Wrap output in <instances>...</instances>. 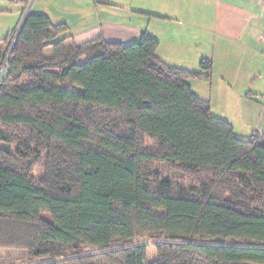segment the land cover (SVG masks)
<instances>
[{
    "label": "trees",
    "instance_id": "obj_1",
    "mask_svg": "<svg viewBox=\"0 0 264 264\" xmlns=\"http://www.w3.org/2000/svg\"><path fill=\"white\" fill-rule=\"evenodd\" d=\"M15 30L0 39V249L42 264H264V129L238 137L194 93L211 60L167 66L147 33L70 44L31 11ZM161 167L194 184L175 193Z\"/></svg>",
    "mask_w": 264,
    "mask_h": 264
},
{
    "label": "crops",
    "instance_id": "obj_2",
    "mask_svg": "<svg viewBox=\"0 0 264 264\" xmlns=\"http://www.w3.org/2000/svg\"><path fill=\"white\" fill-rule=\"evenodd\" d=\"M21 1L0 0V13L21 17L29 0ZM33 11L65 24L70 44L98 37L129 44L147 33L157 39V56L167 66L199 70L201 59L211 60L210 80H189L194 93L238 137L264 129V43L257 39L264 31V0H35ZM236 112L241 130L230 118ZM7 254L21 257L19 264L34 259L23 251Z\"/></svg>",
    "mask_w": 264,
    "mask_h": 264
},
{
    "label": "rangeland",
    "instance_id": "obj_3",
    "mask_svg": "<svg viewBox=\"0 0 264 264\" xmlns=\"http://www.w3.org/2000/svg\"><path fill=\"white\" fill-rule=\"evenodd\" d=\"M34 1L35 0H29L28 1V3L24 6L25 11L21 17L17 11H13L12 14L11 13H7V14L0 13V39L9 30H11L13 28L16 29L17 27H19V25L23 21L26 13H28L30 11L34 12L33 11L34 10ZM116 1L119 2V0H116ZM54 55H56L55 49L47 48L46 50H44V56L52 57ZM30 84H31L30 80L24 81L25 86L30 85ZM213 102L215 103V99H213ZM210 109H211V107H210ZM230 118H231L232 122H235V124H236L235 130H241L240 128L243 125H240L238 122L241 119L239 113L236 112ZM241 122L243 123L242 120H241ZM233 130H234V127H233ZM249 134L250 133H248V131L245 130V133H243V135H240V136H242L243 138H246L249 136ZM152 148H153L152 141L147 140L146 149L151 150ZM160 170H161L162 177L172 183L175 193H177L179 188H181V187L189 188L192 184H194L193 179L187 177L186 175L182 174L181 172L174 171V170H165L162 167L160 168ZM42 173H43L42 166H37L32 171V175H33L35 180H38L42 176ZM44 218L47 220L49 219V217L47 215H44ZM191 240L195 241V242H207V243H214V244H229V243L233 242L229 239H224V238H219V237H212V238H209V237L198 238L197 237V238H192ZM234 242L239 243V244H243V245L250 244V242H244V241H239V240H236ZM137 243H145L147 245L149 260H151L152 258H154L156 256L155 248L152 245V242L150 239H148L147 237L138 238ZM82 249H83V252H85V253L95 252V251L99 250V248H97L95 246H84ZM20 252H22V251L0 249V264H19L21 261V257H16V255H15V257L10 256L7 253L10 254V253H20ZM23 253H25V252L23 251ZM44 261H46V257L41 256V257L34 258L31 261V263L39 264V263L44 262Z\"/></svg>",
    "mask_w": 264,
    "mask_h": 264
},
{
    "label": "built area",
    "instance_id": "obj_4",
    "mask_svg": "<svg viewBox=\"0 0 264 264\" xmlns=\"http://www.w3.org/2000/svg\"><path fill=\"white\" fill-rule=\"evenodd\" d=\"M26 15H27V13H26ZM26 15L24 16V18L26 17ZM21 23H22V22H21ZM21 23H20L19 27H17L16 30H15V38H14V40H15L16 37L18 36V33H19L20 29H21ZM257 39H258L259 42L264 43V31L261 32V33L258 35ZM253 78H254V77H253Z\"/></svg>",
    "mask_w": 264,
    "mask_h": 264
},
{
    "label": "water",
    "instance_id": "obj_5",
    "mask_svg": "<svg viewBox=\"0 0 264 264\" xmlns=\"http://www.w3.org/2000/svg\"><path fill=\"white\" fill-rule=\"evenodd\" d=\"M25 19V18H24ZM24 19H23V21H22V23H21V26H22V24H23V22H24Z\"/></svg>",
    "mask_w": 264,
    "mask_h": 264
}]
</instances>
